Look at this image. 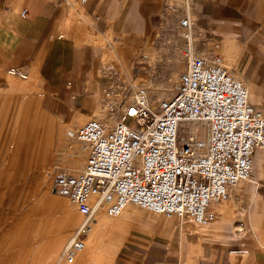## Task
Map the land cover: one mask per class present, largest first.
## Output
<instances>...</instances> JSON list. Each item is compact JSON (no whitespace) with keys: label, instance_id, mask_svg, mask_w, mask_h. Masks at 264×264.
I'll return each mask as SVG.
<instances>
[{"label":"crops","instance_id":"1","mask_svg":"<svg viewBox=\"0 0 264 264\" xmlns=\"http://www.w3.org/2000/svg\"><path fill=\"white\" fill-rule=\"evenodd\" d=\"M186 15L194 54L219 56L264 115V0H0V189L20 151L12 139L17 104L37 99L44 112L71 125L95 118L103 88L121 77L129 82L136 60L152 64L148 51ZM111 95L102 100L111 103ZM4 133L10 144H2ZM254 166L256 179L210 207L215 220L204 227L151 217L136 222L132 214L121 229L96 224L99 217L76 264H264V152L255 154ZM1 232L0 226V238ZM63 233L52 238L32 225L14 230L0 240V264H49Z\"/></svg>","mask_w":264,"mask_h":264},{"label":"built area","instance_id":"2","mask_svg":"<svg viewBox=\"0 0 264 264\" xmlns=\"http://www.w3.org/2000/svg\"><path fill=\"white\" fill-rule=\"evenodd\" d=\"M176 30L184 40L186 69L171 99L153 107L148 89L138 88L113 125L92 118L70 134L83 166L76 175L57 170L53 177V191L81 220L60 254L65 264L75 262L100 216L116 219L133 207L204 227L215 220L212 205L228 201L238 184L256 178L254 157L264 152V115L219 56L194 54L189 16L178 21ZM187 125H193L191 132Z\"/></svg>","mask_w":264,"mask_h":264},{"label":"rangeland","instance_id":"3","mask_svg":"<svg viewBox=\"0 0 264 264\" xmlns=\"http://www.w3.org/2000/svg\"><path fill=\"white\" fill-rule=\"evenodd\" d=\"M176 28L177 26L168 30L166 35L161 36L156 48L152 47L150 52L148 51L153 57L152 64L143 66L139 64V60H136L133 62L134 69L130 74L129 82L121 77L120 81H116L112 85V88L111 85H106L103 88L99 101L101 104L98 105L95 119L113 125L117 121L118 112L122 110L123 105L132 100L133 92L138 88L148 89L153 107L159 101L173 97L175 82L186 69V60L182 55L184 40ZM114 64L118 68L117 64ZM109 94L113 96L111 103H108V99L102 100ZM27 100L29 98H21L20 102ZM34 101V103L25 106H22L23 103H19V106L17 104L14 111H11L13 119L17 120L12 122L13 127L16 128L13 130L14 138L12 139L13 143L18 144L20 151L15 154L16 166L8 170L9 180L7 179L8 181L0 189L2 194L0 195L2 198L0 200V204L2 203L0 226L3 231L0 240H10L14 230L26 231L29 225H32L36 231H46L52 238L64 231V240L54 261L49 263L58 264L61 250L81 220L68 200L53 191V177L57 170L69 175H76L83 166L84 160L79 150V144L73 138L68 137L67 132L75 131L91 118L71 125L68 120H64L56 114L44 112V104L41 101L37 99ZM78 118L74 116V120ZM128 122L129 120H126V123ZM186 128L191 132L193 125H187ZM6 131L7 129L4 132L6 133ZM5 133L2 138L3 145L10 144V138L5 137ZM181 134H185L184 130ZM3 156L5 159H9L10 153L3 154ZM244 183L246 182L243 181L241 184ZM226 203H221V206ZM59 209L62 210L60 213ZM127 209L130 211L125 217L124 214L116 219L102 216L96 224L101 223L107 226L119 224L118 228L125 229L124 224L132 214H135L133 219L136 222L147 223L151 218L165 221L161 217L141 209L133 207ZM171 220L185 221L187 224L195 225L189 219L174 218ZM117 221L121 222L117 223ZM65 225H67L66 231L61 229L58 232L59 228H65ZM95 225L92 228L93 232H90L92 235L97 228ZM19 234L21 235V233Z\"/></svg>","mask_w":264,"mask_h":264},{"label":"bare ground","instance_id":"4","mask_svg":"<svg viewBox=\"0 0 264 264\" xmlns=\"http://www.w3.org/2000/svg\"><path fill=\"white\" fill-rule=\"evenodd\" d=\"M73 132V130H69L68 132H67V135H68V137H70V134ZM245 182H247V181H245ZM227 202V201H226ZM219 205V204H218ZM218 205H212L211 206V208L212 207H215V206H218ZM211 211H212V209H211ZM124 212V211H123ZM122 212V213H123ZM100 217H102V216H100ZM118 218V217H117ZM91 230H92V227H91ZM91 232V231H90ZM90 234V233H89ZM88 237V236H87ZM86 241H87V239H86ZM85 247H86V244H85ZM85 247L81 250V251H83L84 249H85ZM80 251V252H81ZM61 252H62V250H61ZM61 252H60V254H61ZM80 252H78V254H77V257H76V260H75V262L73 263V264H76V261H77V258H78V255L80 254ZM58 264H65V262L61 259V257H60V255H59V258H58V262H57Z\"/></svg>","mask_w":264,"mask_h":264}]
</instances>
